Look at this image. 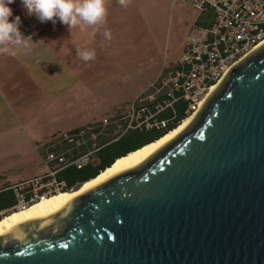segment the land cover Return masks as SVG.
Returning a JSON list of instances; mask_svg holds the SVG:
<instances>
[{"label":"water","instance_id":"obj_1","mask_svg":"<svg viewBox=\"0 0 264 264\" xmlns=\"http://www.w3.org/2000/svg\"><path fill=\"white\" fill-rule=\"evenodd\" d=\"M0 264H264V44L143 165L0 238Z\"/></svg>","mask_w":264,"mask_h":264},{"label":"crops","instance_id":"obj_2","mask_svg":"<svg viewBox=\"0 0 264 264\" xmlns=\"http://www.w3.org/2000/svg\"><path fill=\"white\" fill-rule=\"evenodd\" d=\"M106 5L104 27L113 34L125 13L118 11L120 4L114 0H106ZM196 22L198 27L209 26L213 14L203 11ZM74 28L75 32L59 20L55 24L48 21L31 35L30 50L16 48L14 55L0 54V160H6L0 167V189L47 171L39 145L52 134L128 110L132 100L168 67L160 66L138 83L135 79L133 93L121 101L114 90L120 81L130 84L132 76L115 68L119 53L111 48L105 51V43L112 39L105 40L103 28L94 37L88 26ZM85 47L95 50L94 60L85 62L77 56V48ZM104 88L112 90V95L105 98L100 93ZM30 166L35 172L27 174Z\"/></svg>","mask_w":264,"mask_h":264},{"label":"built area","instance_id":"obj_3","mask_svg":"<svg viewBox=\"0 0 264 264\" xmlns=\"http://www.w3.org/2000/svg\"><path fill=\"white\" fill-rule=\"evenodd\" d=\"M213 14L209 26L195 29L180 59L136 96L128 110L79 128L60 130L39 145L47 171L0 189L14 200L0 219L62 191L74 190L68 170L89 166L105 147L132 131L163 132L179 125L181 115L196 114L214 85L264 42V0H193Z\"/></svg>","mask_w":264,"mask_h":264},{"label":"rangeland","instance_id":"obj_4","mask_svg":"<svg viewBox=\"0 0 264 264\" xmlns=\"http://www.w3.org/2000/svg\"><path fill=\"white\" fill-rule=\"evenodd\" d=\"M114 1L119 3V0ZM119 6L118 11L125 13L120 15V25L117 26L120 29L114 31L116 33L112 34L110 43H105L104 49L108 52L107 48H111L119 53L114 58L115 68L126 76H132L130 84L120 81L119 88L114 90V96H120L122 101L133 93L135 79L137 83L143 81L144 75L154 73L160 66L170 67L179 61L203 11L194 5L193 0H129L127 7ZM9 7L12 9L9 20L20 17L19 27L24 36H31L47 23L38 25L39 20L34 14H27L21 0H14ZM76 29L73 28V32ZM100 93L107 98L112 95V90L104 88ZM13 161L16 163L19 160ZM5 162L2 158L0 167L5 166ZM29 168L27 174L35 172L33 166Z\"/></svg>","mask_w":264,"mask_h":264},{"label":"clouds","instance_id":"obj_5","mask_svg":"<svg viewBox=\"0 0 264 264\" xmlns=\"http://www.w3.org/2000/svg\"><path fill=\"white\" fill-rule=\"evenodd\" d=\"M14 0H0V54L14 55V49H31V36H24L20 31L21 19L16 16L10 21L12 9L9 7ZM129 0H119V4L127 7ZM28 15H35L41 22L57 20L71 29L80 25L92 29L94 37L103 28V37L110 41L112 34L105 26L108 8L106 0H21ZM77 56L87 62L96 58V52L90 48H77Z\"/></svg>","mask_w":264,"mask_h":264},{"label":"bare ground","instance_id":"obj_6","mask_svg":"<svg viewBox=\"0 0 264 264\" xmlns=\"http://www.w3.org/2000/svg\"><path fill=\"white\" fill-rule=\"evenodd\" d=\"M263 44L264 42L260 46ZM222 81L223 80L214 85L211 93L219 86ZM196 114L185 118L175 129L168 132L160 139L151 142L138 150L132 151L128 155L118 158L110 167L102 171L97 177L87 181L79 190L62 191L47 198L44 201L38 202L32 206L22 208L20 210L13 211L4 216L2 219H0V238L11 234L16 228L25 223L44 218L58 212L69 201L78 195L106 182L114 176L143 165L154 154L178 138L190 126Z\"/></svg>","mask_w":264,"mask_h":264},{"label":"trees","instance_id":"obj_7","mask_svg":"<svg viewBox=\"0 0 264 264\" xmlns=\"http://www.w3.org/2000/svg\"><path fill=\"white\" fill-rule=\"evenodd\" d=\"M185 115H181L179 121L185 119ZM178 126L175 125L163 132H140L132 131L126 136L114 142L113 144L105 147L93 160V162L84 169H71L68 170L67 180L70 188L74 187V190H79L87 181L97 177L102 171L110 167L116 159L128 155L132 152L152 141L160 139L168 132L172 131ZM71 191V190H69ZM14 204V200L7 194H0V209H5Z\"/></svg>","mask_w":264,"mask_h":264}]
</instances>
